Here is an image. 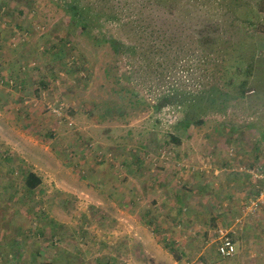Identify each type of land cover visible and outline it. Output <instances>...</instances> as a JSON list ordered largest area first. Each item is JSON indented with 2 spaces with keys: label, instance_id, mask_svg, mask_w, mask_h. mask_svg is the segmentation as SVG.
<instances>
[{
  "label": "rangeland",
  "instance_id": "rangeland-1",
  "mask_svg": "<svg viewBox=\"0 0 264 264\" xmlns=\"http://www.w3.org/2000/svg\"><path fill=\"white\" fill-rule=\"evenodd\" d=\"M259 2L185 0L144 9L131 25L117 24L119 11L80 35L60 0H0V264H147L127 248L132 236L118 245V215H160L157 201L186 151H238L264 132ZM211 21L221 25L216 40L199 34ZM237 59L250 63L251 77L224 73ZM30 173L40 179L33 190L24 184ZM122 183L129 201L121 206ZM147 219V232L179 262L173 240ZM230 227L231 240L243 238ZM219 243L205 263L264 264V250L218 257Z\"/></svg>",
  "mask_w": 264,
  "mask_h": 264
},
{
  "label": "crops",
  "instance_id": "crops-1",
  "mask_svg": "<svg viewBox=\"0 0 264 264\" xmlns=\"http://www.w3.org/2000/svg\"><path fill=\"white\" fill-rule=\"evenodd\" d=\"M256 136L259 141L248 143L249 147L244 149L237 147L238 151L227 146L199 149L195 153L186 151L179 172H170L168 191L156 204L158 207L159 203L163 204L162 212L151 215L153 219H146L158 226L156 236H161L162 241L173 240L175 245L170 248L181 252L179 262L172 260L165 245L147 232L144 227L146 215H118L122 222L118 228L122 230L118 233V245L123 249L125 236H132L133 247L127 248L139 253L147 264H161L162 261L168 264H217L204 260L210 258L206 254L220 238L218 230L227 232L226 227L230 224V228H235L233 234L243 237L232 240L237 254L245 252L248 258L257 257V253L264 250V202L259 200L261 184L255 178L264 167V151L259 150L264 143V132H258ZM240 138H236L237 141ZM179 182L186 188L182 192L177 189ZM124 185L121 184L123 189L119 191L122 193L121 206L129 201L126 199L128 187ZM183 192L186 195H178ZM177 206L181 212L175 210ZM134 260L127 264H137Z\"/></svg>",
  "mask_w": 264,
  "mask_h": 264
},
{
  "label": "trees",
  "instance_id": "trees-1",
  "mask_svg": "<svg viewBox=\"0 0 264 264\" xmlns=\"http://www.w3.org/2000/svg\"><path fill=\"white\" fill-rule=\"evenodd\" d=\"M182 1L185 0H60L64 13L70 21H75L77 24L76 29L80 35H90L92 30L98 26L100 20L105 22H113L116 20L117 13L119 11L123 12L125 17H123L117 24L131 25L139 20L138 15H141L144 12V9L149 12H151L153 9L155 11L158 9L169 10L175 4ZM101 8L107 12L100 13L99 9ZM258 10L264 13V0L259 2ZM220 28L221 25H219V23H213L211 21L204 25V32L199 34L201 35L207 32L206 37L202 38H213L216 40V38L220 36ZM103 40L109 42L112 44V46L115 45L114 41L110 39L105 38ZM232 67L235 68L234 78H236L235 74H238V76L241 74L247 75V78L253 75L251 72L252 66L250 63L246 64V62L242 59H237L235 64L232 66H225L224 73H227ZM246 82L247 81L245 80L241 81L239 82L238 86L243 89L246 85ZM233 83L234 81L232 83L229 81V84ZM207 93V101L212 104H216V93H214V91L211 89ZM240 95L243 97L244 93L241 91ZM222 96L223 95L220 93L219 97L222 98ZM162 106V104L158 103L153 106V109L158 110L162 108ZM192 123L193 121H191V119L186 118L180 124L182 128L186 130ZM194 123L196 125H201L202 121H194ZM24 184L26 188L33 190L40 184V179L35 174L30 173L26 176Z\"/></svg>",
  "mask_w": 264,
  "mask_h": 264
},
{
  "label": "built area",
  "instance_id": "built-area-1",
  "mask_svg": "<svg viewBox=\"0 0 264 264\" xmlns=\"http://www.w3.org/2000/svg\"><path fill=\"white\" fill-rule=\"evenodd\" d=\"M260 173H256L255 178L260 181V188H259V200L260 202H264V167L261 168ZM263 204V203H262ZM220 235V243L217 247V253L222 258H229L235 254V246L228 236V233L218 230Z\"/></svg>",
  "mask_w": 264,
  "mask_h": 264
}]
</instances>
